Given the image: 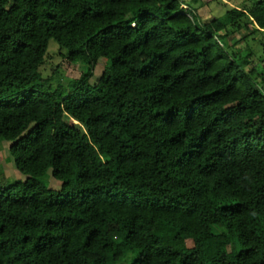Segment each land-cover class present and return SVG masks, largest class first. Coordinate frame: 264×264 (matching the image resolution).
Instances as JSON below:
<instances>
[{"label": "trees", "instance_id": "obj_1", "mask_svg": "<svg viewBox=\"0 0 264 264\" xmlns=\"http://www.w3.org/2000/svg\"><path fill=\"white\" fill-rule=\"evenodd\" d=\"M191 6L0 0V142L26 176L0 186V264H264V51L234 46L264 0ZM51 39L84 66L67 87Z\"/></svg>", "mask_w": 264, "mask_h": 264}, {"label": "rangeland", "instance_id": "obj_2", "mask_svg": "<svg viewBox=\"0 0 264 264\" xmlns=\"http://www.w3.org/2000/svg\"><path fill=\"white\" fill-rule=\"evenodd\" d=\"M191 3V7L195 9L197 16L203 22L212 19L213 17L221 16L226 9L235 5H242L244 3L249 4L251 0H187ZM254 26V25H251ZM248 31H246L247 33ZM259 32L250 34L246 39L240 40L234 44L235 48L241 49V54L244 55L248 52L247 47H250L256 56L263 55L262 45L260 39L263 38ZM242 35L239 33L234 34L235 39H241ZM234 39H230L229 43L232 44ZM65 50H60L58 44L51 39L48 43L47 52L45 54V61L41 67L42 72L45 75L54 74L59 78L60 83L67 87L68 83L77 79L81 72L84 70V66L81 63L72 64L67 62L62 57V52ZM108 69L104 61H99L94 68V76L91 80L95 81L99 75L103 72H107ZM9 142L2 141L0 142V186L6 183L14 182L17 180H25L26 176L22 174L15 167L13 158L9 152ZM43 183L52 189H59L61 182L55 179L51 170L48 169L42 179ZM167 237H170L173 232H168ZM190 245V242H188Z\"/></svg>", "mask_w": 264, "mask_h": 264}, {"label": "built area", "instance_id": "obj_3", "mask_svg": "<svg viewBox=\"0 0 264 264\" xmlns=\"http://www.w3.org/2000/svg\"><path fill=\"white\" fill-rule=\"evenodd\" d=\"M183 7L186 9L187 7L183 5Z\"/></svg>", "mask_w": 264, "mask_h": 264}]
</instances>
